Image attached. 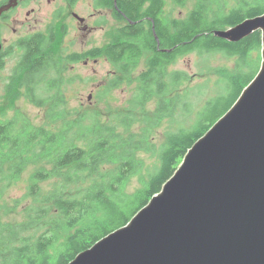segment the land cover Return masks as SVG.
<instances>
[{
    "label": "trees",
    "instance_id": "trees-1",
    "mask_svg": "<svg viewBox=\"0 0 264 264\" xmlns=\"http://www.w3.org/2000/svg\"><path fill=\"white\" fill-rule=\"evenodd\" d=\"M174 1L183 6L188 0ZM96 2L114 7L113 0ZM116 3L115 12L126 23L104 46L61 55L53 24L47 33L16 42L21 54L9 85L22 89L25 98L36 106L51 103L47 115L56 120L67 103L60 82L64 63L107 58L119 75L110 80L104 95L131 76L145 58V69L138 74L136 91L128 102L132 109H140L159 97L158 110L167 113L171 99L164 97L190 79L183 71L170 70L178 58L195 51H221L237 57V65L219 81L224 92L206 101L192 126L168 133L160 147L158 167L133 192H126V185L142 170L137 153L151 150L143 138L124 136L92 112L67 119L60 131L45 124L34 125L25 115L0 118V197L28 165H42L30 175L25 195L13 199L23 208L25 219L13 223L0 214V264H69L80 252L126 225L162 190L189 148L233 106L261 67V30L237 42L217 36L216 31L264 14V0H195L194 8L184 18L164 17L163 0ZM11 53V48L0 52V72ZM184 109L188 111L190 103ZM81 141L88 143L79 144ZM52 178V188L42 192L41 183Z\"/></svg>",
    "mask_w": 264,
    "mask_h": 264
},
{
    "label": "water",
    "instance_id": "water-1",
    "mask_svg": "<svg viewBox=\"0 0 264 264\" xmlns=\"http://www.w3.org/2000/svg\"><path fill=\"white\" fill-rule=\"evenodd\" d=\"M258 30L261 67L233 106L148 204L69 264H264V14L216 34L237 42Z\"/></svg>",
    "mask_w": 264,
    "mask_h": 264
},
{
    "label": "rangeland",
    "instance_id": "rangeland-1",
    "mask_svg": "<svg viewBox=\"0 0 264 264\" xmlns=\"http://www.w3.org/2000/svg\"><path fill=\"white\" fill-rule=\"evenodd\" d=\"M70 2L72 0H29L10 11L12 19L2 31L5 46L18 38L22 39L38 32L47 33L53 24L56 25L57 52L65 56L69 52L103 46L111 40L115 30L125 23L115 15L114 11L109 9L98 11L90 0L73 3L74 7L66 9L64 15L57 19L54 13L58 9L62 10V6L67 7ZM194 6L195 0H188L183 6L176 4L174 0H167L165 17L184 18ZM71 11H77L79 15L89 18L90 21L102 17V26L86 37L85 32L79 27L82 24ZM75 16L77 17V14ZM237 62V57L228 56L221 51L206 54L195 51L178 58L170 66V70L183 71L190 76V79L164 97L167 101L171 99L172 107L167 113L159 112V97L152 98L144 108L130 107L128 101L136 91L138 74L145 69V58H142L139 67L131 76H126L120 84L109 89L104 95L102 92L109 85L110 80L119 75L107 58L102 56L83 59L76 63H64L60 82L67 103L61 117L53 120L47 115L51 103L43 107L36 106L25 98L22 89L19 90L13 83L9 85L11 82L9 79L16 67V60L12 58L7 60L6 68L0 72V118L7 120L25 115L34 125L45 124L60 131L67 119H76L75 116L78 114L92 112L100 117L102 123L114 125L115 129L124 136L133 134L137 138H143L151 150H139L137 153V158L143 163L142 170L126 185V192H133L143 186L149 173L158 167L160 147L167 140L168 133L181 127L189 128L195 123L206 101L224 92L222 91L224 85L219 81L229 74ZM217 69L222 72H217ZM187 103H190L188 111L184 109ZM84 143L88 142H79V144ZM41 167L39 163L28 165L19 179L0 197V203L6 204L4 208L0 206L3 220L18 223L25 219L23 208L16 206L13 199L25 195L28 191L30 175ZM53 183H55L54 178L41 183L42 192L51 189Z\"/></svg>",
    "mask_w": 264,
    "mask_h": 264
},
{
    "label": "flooded vegetation",
    "instance_id": "flooded-vegetation-1",
    "mask_svg": "<svg viewBox=\"0 0 264 264\" xmlns=\"http://www.w3.org/2000/svg\"><path fill=\"white\" fill-rule=\"evenodd\" d=\"M29 0H19V2H18V4L15 6V7H12L11 9H9L8 11H5L4 13H2L1 14V16H0V52H7L8 50H9V48H11L12 49V53H11V55L9 56V57H7L6 59H5V63L7 64V60L8 59H15L16 60V63H15V66L17 65V63H18V61H19V58H18V55H20L21 54V50H20V48L17 46V43H18V41L19 40H21V39H16L15 40V42H13V43H10L8 46H5V43H4V41H3V34H2V31H4L6 28H7V25L10 23V21L9 20H11L12 18H10V11H12V10H14V9H17V8H19L20 6H21V4H23V3H27ZM79 0H72V2H70L69 4H67V7L66 6H62L61 8H62V10H57L55 13H54V16L55 17H57V19H59V18H61L63 15H64V11L67 9V10H69L70 8H73L74 7V4L73 3H77ZM90 1H92L93 2V4H94V6L96 7V9L98 10V11H101L102 9L104 10V9H109V10H111V11H114V13H115V15L118 17V15L116 14V12H115V10H118V6H117V3H116V0H113V2H114V7H111V6H108V5H104V6H100V5H98L97 4V2H96V0H90ZM164 1V5H163V16L165 17V10H166V5H167V0H163ZM7 2H9V0L8 1H4L1 5H3L4 3H7ZM0 5V6H1ZM71 13H72V15L76 18V19H78V21L82 24V25H79V27H80V29L82 30V31H84L85 32V36L86 37H88V36H90L92 33H94L99 27H101L102 26V23H101V20H102V17H100L99 19H97L96 21H95V19H93L92 21H90V19L89 18H85V17H83V16H81V15H79V13H77V11H71ZM29 14V13H28ZM75 14H77L78 16L76 17L75 16ZM94 14H92V16H93ZM81 18H83L84 19V21H81ZM119 18V17H118ZM122 20H124V19H122ZM125 21V23H126V20H124ZM124 23V24H125ZM123 24V25H124ZM122 26V25H121ZM121 26H119V27H121ZM118 27V28H119ZM38 33H45V32H38ZM35 34H37V33H35ZM34 35V34H33ZM30 36V35H29ZM113 36V35H112ZM25 38V37H24ZM111 40H112V38H111ZM110 40V41H111ZM109 41V42H110ZM17 42V43H16ZM109 42H107L106 44H108ZM106 44H104V45H106ZM103 45V46H104ZM20 50V51H19ZM87 50H90V49H87ZM87 50H85V51H74V52H69L70 54H72V53H84V52H86ZM18 54V55H17ZM85 61H87V60H85ZM6 64H5V68H6ZM2 72V71H1Z\"/></svg>",
    "mask_w": 264,
    "mask_h": 264
}]
</instances>
